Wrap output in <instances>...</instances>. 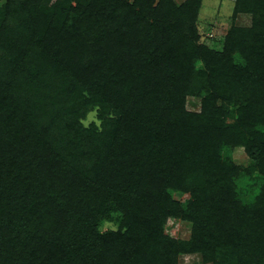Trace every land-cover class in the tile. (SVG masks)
Returning <instances> with one entry per match:
<instances>
[{"label": "trees", "instance_id": "obj_1", "mask_svg": "<svg viewBox=\"0 0 264 264\" xmlns=\"http://www.w3.org/2000/svg\"><path fill=\"white\" fill-rule=\"evenodd\" d=\"M201 1L0 4V264H264V0H234L221 51Z\"/></svg>", "mask_w": 264, "mask_h": 264}, {"label": "rangeland", "instance_id": "obj_2", "mask_svg": "<svg viewBox=\"0 0 264 264\" xmlns=\"http://www.w3.org/2000/svg\"><path fill=\"white\" fill-rule=\"evenodd\" d=\"M5 0H0L2 4ZM132 1V0H130ZM177 3L183 0H174ZM234 0H202L199 12L196 18V27L199 35L198 44L208 47L211 50L221 51L224 46L225 35L232 26L248 25L250 17L248 15H233ZM245 16V17H244ZM201 67V62H197L196 68ZM199 98L189 97L187 106L190 109L199 107ZM80 122L84 127H89L91 124L100 125L98 119V107H92L84 117L80 118ZM232 159L240 165H248L250 160L242 147L233 148L230 153ZM255 176L241 177L237 182V187L248 194H244L251 199L254 189H257ZM262 178V177H261ZM174 199L185 202L188 199L187 193L172 192ZM117 222L108 220L103 224V229H115ZM190 224L179 219H168L165 231L168 235L175 238L186 239L190 234ZM177 264H206L203 263L201 257L197 253H184L178 257ZM210 264V263H207Z\"/></svg>", "mask_w": 264, "mask_h": 264}]
</instances>
